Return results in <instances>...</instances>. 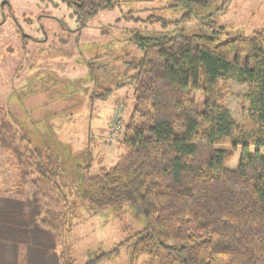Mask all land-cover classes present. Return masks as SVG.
Masks as SVG:
<instances>
[{
	"label": "trees",
	"instance_id": "1",
	"mask_svg": "<svg viewBox=\"0 0 264 264\" xmlns=\"http://www.w3.org/2000/svg\"><path fill=\"white\" fill-rule=\"evenodd\" d=\"M63 1L85 23L120 0ZM172 1L186 17L213 2ZM208 21L187 35L132 36L141 57L113 89L133 83L134 104L122 153L108 170L90 174L88 147L71 154L77 161L65 170L43 140L0 112V151L17 179L13 195H0V264H74L61 239L74 226L78 201L90 214L126 204L141 209L145 229L113 251L127 246L129 264L140 257L155 264H264V157L250 151L252 137L233 135L237 126L220 88L232 67L255 83L253 117L264 125V30L221 42L224 29L212 30ZM252 146L263 147L262 137ZM236 148L231 170L226 164Z\"/></svg>",
	"mask_w": 264,
	"mask_h": 264
},
{
	"label": "rangeland",
	"instance_id": "2",
	"mask_svg": "<svg viewBox=\"0 0 264 264\" xmlns=\"http://www.w3.org/2000/svg\"><path fill=\"white\" fill-rule=\"evenodd\" d=\"M173 5L172 0H120L113 10L100 11L84 23L63 0H0V112L12 117L17 128L27 127L32 140H43L67 171L77 161L71 154L86 147L92 157L90 174L112 168L122 153L134 84L113 87L134 73L127 65L141 57L131 40L134 34L187 35L207 20L214 24L212 30L224 29L221 42L264 30V0H213L188 17ZM155 18L165 25L147 21ZM220 88L223 105L237 126L233 135L241 131L252 137L250 151L264 157V146H252L258 137L264 143V125L256 124L251 105L256 84L240 78L232 67ZM109 89L113 91L103 99L94 98ZM239 152L234 150L227 168H236ZM15 172L12 159L0 151V195L14 194ZM141 212L126 204L122 211L90 214L78 201L74 226L61 242L74 264H129L127 246L113 251L145 229ZM101 255L104 258L97 260ZM136 264L155 263L140 257Z\"/></svg>",
	"mask_w": 264,
	"mask_h": 264
}]
</instances>
